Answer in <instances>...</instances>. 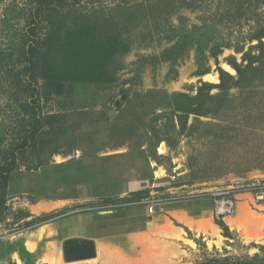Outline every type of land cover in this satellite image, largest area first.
Wrapping results in <instances>:
<instances>
[{"label":"rangeland","instance_id":"374dc122","mask_svg":"<svg viewBox=\"0 0 264 264\" xmlns=\"http://www.w3.org/2000/svg\"><path fill=\"white\" fill-rule=\"evenodd\" d=\"M35 1L0 0V48H7L15 39V32L22 31L26 14L34 9ZM65 2L83 13H95L99 18L115 14L123 20L127 18L126 13H133L127 28L130 31L129 46L105 82H92L85 76L84 81L65 83L71 88H64L61 96L42 103L44 112L62 116L58 125L61 134L57 136L61 148L57 155H43L37 170L27 171L21 167L12 174L6 213L0 223V238L8 239L35 229L42 223H27L40 217L53 216L46 221L50 222L101 212L104 223L96 216L95 222L71 225L60 232L68 239H91L112 232H133L140 224H145V215H149L151 221L154 218L168 221L161 232L163 241L154 242V237L160 234L158 230L150 232V243L146 244L137 242L140 238L134 239L130 234L115 236L107 241L115 247L118 244V251L111 252L98 244L96 257L65 264H201L207 260L252 257L256 253L264 256L260 248L264 247V203L255 202L249 194L237 196L238 201L247 196L249 208L239 203L237 216L223 221L230 238L224 237L222 229L216 225L213 204L207 197L155 206L153 214H147L144 208H132L130 210L140 211L142 218L133 214L137 212H127L119 217V223L125 221L122 227L104 219L116 221L110 217L116 213L123 215L127 209L79 212L81 208L98 207L104 199L117 196L70 203V206L58 201L93 194L111 196L119 188L118 192L143 189L144 196H148L153 191L161 195L175 188L204 193L221 186L264 183V101L257 97L248 101L241 99L216 116H190L185 131L180 130L172 110L164 106L166 98L173 93L194 96L200 82L218 84V66L235 75L226 61L235 57L240 62L241 54L235 53L233 47L239 45L247 50L251 45L249 37L255 27L264 22V6L255 9L252 2L251 12L228 22L222 18L225 0ZM170 26L187 30L197 26L194 46L175 63L155 64L150 58L171 44L169 40L175 32L169 31ZM152 31L154 35L150 36ZM227 44L228 48L214 56L216 46L221 48ZM60 48L61 52L65 49L63 45ZM143 58L146 61H142ZM94 61L98 60L91 53L85 62L92 69ZM203 72L207 73L199 75ZM230 94L236 96L238 91L233 89ZM4 95L6 97L3 93L0 99V112L7 114L11 112V104L3 100ZM121 95L125 98L114 109L113 103ZM172 175L176 180L169 178ZM148 179H151L148 186H140ZM41 204L50 209L36 214L34 209ZM183 206L189 209L184 212L188 216L192 214L191 210L196 212L198 206L205 207L208 211L192 214L204 224L199 223L196 230L186 226L175 215V210ZM35 214L39 216L35 217ZM31 215L35 218L23 221ZM240 216L244 217L237 221ZM172 229L179 233L172 235ZM133 243L137 244L134 246ZM101 247L106 250L105 254L99 252ZM61 261L47 262L62 264Z\"/></svg>","mask_w":264,"mask_h":264},{"label":"trees","instance_id":"16d2710c","mask_svg":"<svg viewBox=\"0 0 264 264\" xmlns=\"http://www.w3.org/2000/svg\"><path fill=\"white\" fill-rule=\"evenodd\" d=\"M252 2L255 9L264 6V0H225L222 18L228 22L239 20L253 10ZM35 4L34 9L26 14L22 31L15 32V39L7 48H0V99L4 93L6 97L4 95L3 100L11 104V112H0V223L6 213L12 174L21 167L27 171L37 170L43 155L59 154L61 145L57 136L61 134L58 125L62 116L44 112L42 103L61 96L64 88H71L65 83L84 81L85 76H89L92 82H105L129 46L127 38L130 31L127 28L133 13H126L127 18L123 20L115 14L99 18L95 13L81 12L66 4L65 0H36ZM196 29L197 26L191 30L170 26L169 31L175 32L169 40L170 46L150 60L155 64L175 63L183 58L194 46ZM149 34L154 35V31ZM263 39L264 22L255 27L248 39L251 45L247 50L239 45L233 47L235 53L241 54L240 62L235 57L226 62L235 75L222 70L216 59L218 84L200 82L194 96L177 92L166 98L164 106L172 110L181 131L188 128L190 116H216L241 99L248 101L257 97L259 101H264ZM61 45L65 47L62 52L59 51ZM228 45L216 46L214 56H218ZM91 53L98 60L94 61L92 69L85 62ZM233 89L238 91L236 96L230 94ZM213 90L216 92L213 93ZM144 194L140 191L130 196L141 198ZM51 219L53 216L40 217L27 224H43ZM216 225L222 229L224 237L230 238L231 234L222 219H216ZM260 248L264 252V247ZM20 252L32 258L23 246H20ZM201 264H264V256L256 253L252 257L207 260Z\"/></svg>","mask_w":264,"mask_h":264},{"label":"crops","instance_id":"0c3cea01","mask_svg":"<svg viewBox=\"0 0 264 264\" xmlns=\"http://www.w3.org/2000/svg\"><path fill=\"white\" fill-rule=\"evenodd\" d=\"M157 173V171L155 172ZM151 179H148L147 181L145 180V183L143 185L140 186H148L149 182ZM143 182V181H142ZM134 186V185H132ZM142 188V187H139ZM121 188H119L118 190H120ZM117 189H115V193L111 196L109 195H95V194H91L92 196L90 197H83V198H65V200H58L60 203L67 204V206H70L71 204H79V203H83V202H90L96 199H102V198H112L113 196H117V197H121L123 195H129V194H133L135 192H140L143 189H129V191L126 190H122L116 191ZM244 195V194H242ZM95 196V197H93ZM241 196V195H239ZM248 197L246 196L244 199L239 200L237 199V207L238 204L242 203V205L244 207H247L248 204ZM105 200V199H104ZM211 200V199H209ZM208 200V201H209ZM205 203H207V201H204ZM210 202V201H209ZM212 202V201H211ZM213 207V206H212ZM237 207H236V213H237ZM49 210L50 207L47 205H38L34 210L37 211L36 214L40 213V211L43 210ZM197 211H201L199 213H203L206 212L208 210H206V208L198 206L197 207ZM189 209L187 207H182L179 209L175 210V215L177 217H179L182 222L188 226L191 227L193 229L196 230V227L199 223L204 224L202 221H199V219H195L194 215H192L195 211H192L191 215H186L184 212L188 211ZM197 211L195 213H197ZM130 213V212H137L133 213L136 216L142 218V215L140 211L138 210H130L127 209V211H123V215H119L120 213H116L113 214V218L112 220H116V221H110L106 219H104L105 222L109 223H116L118 224L120 227H122V225H125V221L122 220V223H119V217L121 216H125L126 214ZM246 212V210L244 211ZM35 213V212H34ZM101 212H98L97 215H93V214H80V215H72V216H68L64 219L61 220H55V221H50V222H46L41 224L40 226H37L35 229L31 230V231H27L24 233H20L17 234L13 237H10L8 239L5 238H0V264H24L26 262H33L34 264H49V262H47L48 260H52V261H61L63 259V262L61 261L62 264H65L64 258H63V243L65 240L68 239V237L62 235L60 232L68 227H70L71 225H79V226H83L86 224H90L92 222H95V220L97 219L96 216H98V220L100 219V222H103L102 218L104 217L102 214H100ZM235 213L234 216L232 217H227L222 219V221L227 222L228 220H231L232 218L236 217L237 214ZM35 217L39 216L36 215ZM118 214V215H117ZM213 215V213H212ZM33 215L28 216L26 218H23V221H30L31 219L35 218ZM241 217V216H240ZM244 217V216H243ZM243 217L237 219H243ZM31 218V219H29ZM145 218H147L145 224H140V226H138L139 228H136V230H134L133 232H129V233H117V232H112L107 234L106 236H102V237H93L91 239L89 238H85L86 240H91L94 242L95 247L100 244H103V247L109 248V251L113 252V251H118L117 246H119L118 244H116L117 246L115 247L113 244L108 243V239L115 237V236H122L125 234H130L132 235V237L134 239L136 238H140L137 242L142 241L144 242L143 244L146 243H150V238H151V231L154 230H158L160 232L159 236H155L154 238V242L158 241H163L164 238L161 237V232L162 229L164 228V226H167L168 221H164L162 218H154L152 221L150 220V216L149 215H145ZM22 221V220H21ZM104 223V222H103ZM102 223V224H103ZM121 224V225H120ZM151 232V233H150ZM179 233V231L177 230H173L172 229V235H177ZM71 237H69L70 239ZM73 239V238H72ZM80 239V238H79ZM170 242V241H169ZM108 244V246H107ZM110 244V245H109ZM137 243H133V245L135 246ZM105 245V246H104ZM20 246H23V248L25 249V251L32 256V258H29L27 255H22V253L20 252ZM103 247H101V250L99 251L102 254H105V249H103ZM121 247V246H120ZM119 247V248H120ZM134 248V247H133ZM121 249V248H120ZM119 249V250H120ZM108 250V249H107Z\"/></svg>","mask_w":264,"mask_h":264},{"label":"built area","instance_id":"2783aa9c","mask_svg":"<svg viewBox=\"0 0 264 264\" xmlns=\"http://www.w3.org/2000/svg\"><path fill=\"white\" fill-rule=\"evenodd\" d=\"M169 178L172 181L176 180L175 175ZM242 194H249L255 202L264 203V183H252L247 186H221L204 193H197L196 191L186 192L183 189L175 188L161 195H157V193L153 191L150 192L148 196H143L141 198H132L130 195H125L115 199L104 200L98 207L86 206L85 208L79 209V212H87L94 209L113 211L140 207L144 208L147 214H153L155 206L192 198L207 197L211 199L213 204V216L216 219H224L235 215L237 196Z\"/></svg>","mask_w":264,"mask_h":264},{"label":"water","instance_id":"95a60500","mask_svg":"<svg viewBox=\"0 0 264 264\" xmlns=\"http://www.w3.org/2000/svg\"><path fill=\"white\" fill-rule=\"evenodd\" d=\"M124 98L125 95H121L119 99L113 103L114 109L119 106ZM94 257H96V247L91 240L67 239L63 243V258L67 263L87 260Z\"/></svg>","mask_w":264,"mask_h":264},{"label":"bare ground","instance_id":"6f19581e","mask_svg":"<svg viewBox=\"0 0 264 264\" xmlns=\"http://www.w3.org/2000/svg\"><path fill=\"white\" fill-rule=\"evenodd\" d=\"M206 77H209V76H206Z\"/></svg>","mask_w":264,"mask_h":264}]
</instances>
